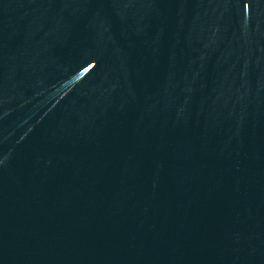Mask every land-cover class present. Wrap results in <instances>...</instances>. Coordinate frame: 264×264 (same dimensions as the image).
Returning a JSON list of instances; mask_svg holds the SVG:
<instances>
[{
	"label": "water",
	"instance_id": "obj_1",
	"mask_svg": "<svg viewBox=\"0 0 264 264\" xmlns=\"http://www.w3.org/2000/svg\"><path fill=\"white\" fill-rule=\"evenodd\" d=\"M0 264H264V0H0Z\"/></svg>",
	"mask_w": 264,
	"mask_h": 264
}]
</instances>
